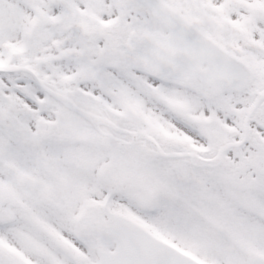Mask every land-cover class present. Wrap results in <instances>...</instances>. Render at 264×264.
Listing matches in <instances>:
<instances>
[{
  "label": "snow or ice",
  "instance_id": "obj_1",
  "mask_svg": "<svg viewBox=\"0 0 264 264\" xmlns=\"http://www.w3.org/2000/svg\"><path fill=\"white\" fill-rule=\"evenodd\" d=\"M0 264H264V0H0Z\"/></svg>",
  "mask_w": 264,
  "mask_h": 264
}]
</instances>
